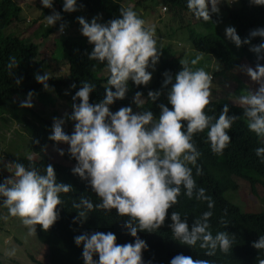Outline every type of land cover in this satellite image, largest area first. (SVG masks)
<instances>
[{
    "label": "clouds",
    "instance_id": "9594fccd",
    "mask_svg": "<svg viewBox=\"0 0 264 264\" xmlns=\"http://www.w3.org/2000/svg\"><path fill=\"white\" fill-rule=\"evenodd\" d=\"M53 2L54 0H39L42 8L52 10L51 14L44 16L50 27L62 21L61 13L53 9ZM236 2L237 0H185L188 12L202 22H210L215 17L214 14L219 15L220 8L227 10L225 16L228 17V7L232 8L229 5ZM122 3L125 6L124 0ZM249 3L264 6V0H249ZM160 4L164 11H169L166 3ZM78 7L83 5L78 6L77 0H62V12L72 13ZM76 20L80 25V34L92 45L87 54L88 60L106 66L107 86L104 87L103 99L90 103L89 94L96 86L82 82L71 97V112L60 118L53 117L48 139L68 145V155L76 162L71 172L84 181L86 187H90L99 198L95 208L106 212L114 209L118 217H126L123 226L133 237L131 243L118 244L116 235L112 232L87 231L75 236V245H82L83 264H152L151 260L146 262L143 259L142 254L148 250V245L137 233H154L164 225L166 217L170 220L168 228L172 239L180 245L189 248L198 245L205 250L206 256L215 255L217 249L228 253L234 243V235L226 231L213 235L209 230L208 221L213 215L211 209L214 201L205 195L204 188L196 186L190 165L195 167L197 176L201 175V169L196 163L200 152L193 143L194 134L207 129L210 150L214 154H221L231 141L228 130L237 117L229 115L227 105H224L215 118L204 111L209 104L212 75L202 67H189V64L195 66L201 57L197 55L191 61H185L174 76L167 71L162 73V87L166 89L167 105L171 107L164 103L158 104V117H154L150 110L133 112L131 106H123L112 112L110 106L114 101L124 99L129 80L137 86H146L150 82L152 71L160 57L155 29L147 25L131 7L120 8L118 18L104 23L98 22L99 16L90 21L78 16ZM65 27L66 24L61 22L58 32L62 34ZM224 37L237 48L249 45L252 38L260 37L261 42L250 46L249 51L256 54L257 61L264 59L261 55L264 53V27L251 30L242 40L234 27L227 26L224 28ZM6 67L14 84L19 86L23 77H16L12 71L17 67L16 58L9 57ZM238 70L255 82L258 88L254 92L247 91L232 101L243 109L248 130L264 144V65L256 63L254 68L242 65ZM33 75L43 90L51 91L47 72ZM160 95V91L147 93L148 100L152 102ZM33 96L34 93L29 91L19 107L32 108ZM143 102L142 94L137 91L133 103L138 108ZM65 117L73 123L70 134L63 131ZM56 151L61 156L65 154L62 149L57 148ZM254 151L260 162L264 163V146L257 147ZM4 164L8 170L5 159ZM12 165V175L0 181V207L7 209V216H0V219L19 218L27 227L29 235L36 232L37 225L41 230L47 231L59 218L57 206L62 204L60 194L68 193L72 186L57 182L50 164L45 166L43 174L35 168H25L19 162ZM181 188L184 196L206 201L209 209L194 219L191 226L179 212H168L177 203ZM262 188L264 189L263 186ZM250 191L254 194L252 186ZM72 207L79 209L73 223H83L94 205L81 196L79 202H74ZM240 236L242 237L241 234ZM251 246L264 250V235L259 236ZM14 251L9 250L8 255H13ZM169 264L211 262L177 254Z\"/></svg>",
    "mask_w": 264,
    "mask_h": 264
},
{
    "label": "trees",
    "instance_id": "16d2710c",
    "mask_svg": "<svg viewBox=\"0 0 264 264\" xmlns=\"http://www.w3.org/2000/svg\"><path fill=\"white\" fill-rule=\"evenodd\" d=\"M123 0H77V4L83 5L78 7V10L72 13H65L61 11L62 0H54L53 9L57 8L61 13L62 21L57 22L55 26H43L40 29L42 36L48 38L50 34L58 31L61 22L66 24V20L75 15L80 10L99 16L98 22L104 23L108 20L118 18L119 9L126 8ZM166 3L169 7L167 15L170 18H179L180 23L188 22L187 25H192L193 16L186 9L185 0H159ZM23 8L14 0H0V116L7 121V116L21 122L28 131L30 152H35L37 158H30L29 155H16L11 149L0 148V181L1 170L5 167L4 159L7 158L9 163L19 162L25 168H35L43 174L46 165H51L56 174V180L59 183L70 184L72 189L68 193H61V205H58L59 218L47 230H41L40 226H36L39 240L47 246L49 264H83L81 256L82 245L77 247L74 243V237L87 231L112 232L116 235V243L124 244L131 243V237L127 229L123 226V220L126 217H118L115 210L106 212L103 209L95 208V204L99 203V198L93 193L90 187H86L84 181L78 176L73 175L71 169L75 166V160L70 158L67 152L68 145L64 150L63 158L70 161L72 165H67L61 162H52L50 157L46 154L45 149L52 141L48 139L51 134L52 118H46L41 113L34 111L32 108H21L19 104L24 100L29 91L34 93L33 101L41 102L39 105L42 110L47 105L54 107L58 99L72 103V95L79 89L82 82L94 84L95 90L89 94V102L94 103L103 99L104 87L107 81L106 66L94 60H88V53L92 49V45L87 42V39L80 35H68V28L65 27L64 32L59 34V38L55 42V50L60 48L62 58L56 59L60 61L66 60L68 65L65 74H50L47 70L49 60L40 58V43L16 34L15 31H10L12 23L16 21H23ZM52 10L43 8L42 15L38 19L44 18ZM172 13V15H171ZM191 15L192 18H189ZM172 16V17H171ZM169 18V20H171ZM228 18L236 25L238 35L243 40L248 36V33L256 28L264 27V6L252 5L249 0H240L238 8L228 7ZM214 19V18H212ZM185 27V26H184ZM181 28H183L181 26ZM193 36V46L200 52L207 53V56L216 57L218 63L223 65V60L228 59V63L235 62L240 65L242 62H247L250 65L260 63L264 65V59L257 61L256 54L249 51L250 46L258 45L261 42L260 37L252 38L249 45H242L240 48L234 49L232 43L227 41L220 30H209L207 32L191 29ZM220 36V37H215ZM222 40L224 45L218 43L212 54L207 52L209 48V40ZM160 42L157 41V46L160 49ZM55 54V51H54ZM53 54V55H54ZM221 54V56H219ZM264 56V53L261 54ZM9 57H15L17 62L16 69H13L16 77H23L21 84L16 86L12 76L9 74V69L6 67ZM214 57V58H215ZM223 58V60L221 58ZM186 60L179 58L174 53L172 48L168 53L160 50V57L156 69V77L152 84L146 86H137L129 80L128 90L124 99L116 100L110 106V111L115 112L123 106H137L133 103V97L137 91L142 94L144 102L139 105L140 111H152L154 117H158V104L164 103L167 105L166 89L162 87L164 77L162 73L168 72L173 76L181 69V65ZM95 65V67H93ZM191 67V64H189ZM47 72L50 76L48 84L53 92L56 94V100L51 99L50 103L43 102L39 94H46L42 85L38 84L34 79V73ZM75 87H71V85ZM114 90V89H113ZM148 91H160L161 95L154 102L148 100ZM78 103V101H77ZM227 105L229 108V115L236 116L231 128L228 130L230 136L229 145L223 150L221 154H214L209 147L207 141V129L203 132L196 133L193 136V143L200 152V157L197 159V165L201 169V175H196L195 167H192L193 178L198 188L205 189V195H208L214 201V206L211 209L213 215L209 218V230L215 235L219 231H226L234 235V243L228 253H222L217 249L215 255L206 256L205 250L197 246L189 248L180 245L177 241L172 239L171 231L168 228L170 220L166 217L164 225L156 230L154 233L138 232L137 235L143 239L148 245V250L143 252V259L147 262L151 260L152 264H169V261L177 254L190 256L193 259L209 260L211 264H248L244 257L243 251L245 242L240 234L234 229L233 222L236 217L246 219L249 226L256 232L264 235V226L261 221L264 220V212H242L241 208L230 201L225 194L221 185V173L226 168H229L233 173L242 176L249 181L254 193L258 185L264 187V163L260 162L255 155L257 147L264 146L261 144L254 133L248 130L247 120L243 117V109L237 104L229 100L217 99L209 97V104L204 111L214 118L218 117L220 110ZM57 114L56 111H54ZM30 115H33L32 118ZM66 118V117H65ZM31 130V131H29ZM63 131L70 134L66 126L63 125ZM26 137V139H28ZM61 149V148H60ZM5 150V151H4ZM184 190L181 188V195L177 198V203L168 210L176 211L181 214L182 218L187 219L191 226L194 219H197L205 211H208L207 202L196 199H189L184 196ZM83 196L89 199L94 208L87 213V219L80 223L77 221L73 223V218L79 209L73 208L74 202H79V198ZM7 210L4 207H1ZM95 258V257H94Z\"/></svg>",
    "mask_w": 264,
    "mask_h": 264
},
{
    "label": "rangeland",
    "instance_id": "374dc122",
    "mask_svg": "<svg viewBox=\"0 0 264 264\" xmlns=\"http://www.w3.org/2000/svg\"><path fill=\"white\" fill-rule=\"evenodd\" d=\"M14 1L23 8L21 16L24 20L12 23L9 30L17 32L16 34H20L28 40L40 43L39 57L49 60L47 70L50 74H65L68 68L66 60L62 59L56 61L54 59L62 58L63 54L60 48L55 50V42L59 38L60 33L56 31L55 33L50 34L48 38L43 37L41 34L42 32L40 29L43 30V26L46 27L48 25L44 18L41 20L38 19L39 16L42 15L43 10L39 0ZM124 4L126 7H131L147 25L154 27L155 38L161 43V51L168 53L173 48L176 56L186 61H191L197 55L201 57L195 66L191 65V68L202 67L206 72L212 75L213 79L210 88V95L213 98L215 97L223 100L233 99V93H235L238 88L236 79L241 80L243 83L238 91L242 95L246 94L247 91L254 92L258 88V85L255 82H252L246 74L238 70L242 65H247L253 68L255 67L254 65H250L247 62H242V64L236 65L233 60L232 64H229L228 59L224 61L223 58L220 57L223 60L222 65L218 63L219 61L215 56V58L207 56V53L200 52L193 46L191 29H196L198 34L200 31L207 32L209 30H220L224 35V28L232 26L236 29L238 34L236 25L225 16V13L227 12L225 8L219 7V15L214 14L215 17L210 22L197 21V19L188 15L189 18H192L193 22L195 20L197 21L189 26L187 25V21L185 23H180L179 18L176 19L172 16V18H170V15H167L168 11L162 9L159 0H124ZM229 6L236 8L239 6V1L237 0L236 3L230 4ZM54 9L58 12L57 8ZM140 11H143V13L140 14ZM49 14H51V12ZM78 16L84 17L86 21H90L93 17H97L85 10H80L75 17L67 19L66 27L68 28V35L70 36L80 35V25L76 20V17ZM169 18L171 20H169ZM181 26L183 28H181ZM215 37L217 38L220 36L215 35ZM218 43L224 45V41L222 40L212 39L208 41L209 48L207 52L210 53V55H213L212 51ZM230 43L232 42L230 41ZM232 46L234 49H237L234 44H232ZM52 56H54V58ZM219 56H221V54ZM157 66L158 64L155 65L154 71L148 69L149 71H152V78L148 84L154 82L157 74ZM50 89L51 91H46L48 93L44 95L39 94L42 101L47 104L50 103V100L53 99V97L56 100L55 92H53L52 88ZM233 103L236 102L234 101ZM32 104V109L34 111L41 113V115L46 118L52 119L53 117L60 118L64 116L65 113H70L72 105V103L58 99L54 107L49 104L44 110H42V108L39 107V105L42 106L41 102L38 101L37 103L32 100ZM132 110L133 112L140 111L135 106H132ZM54 111H56L57 114H55ZM4 116H7L6 123L0 116V148L5 150L9 148L11 149L9 151H12L16 155L28 154L30 158L36 159L38 157L37 154H35V152H30L29 149L28 137H30V135L26 130V127L18 120L10 118L8 114ZM30 116L34 118L33 115ZM64 126L72 131L73 123L65 118ZM26 137L28 139H26ZM66 147V144L54 143L52 141L47 145L45 152L52 162H61L67 165H72L70 161L64 159L63 156L59 155L56 151L57 148L65 149ZM6 159L7 158H5V161L8 163L6 164L8 165V170L6 167L2 168V179L9 178L13 171V165L9 164ZM250 184L249 181L242 176L233 173L229 168H226L221 173V185L230 201L236 202L245 212H264V189L262 186L258 185L256 191L259 193L254 195L250 191ZM0 216H7V210L0 207ZM262 225L264 226V220L262 221ZM233 226L242 235V238L245 241V248L243 251L245 261L248 264H262V262H264V250H257L251 246L252 242L256 241L261 235L258 232H254L248 223L241 218H236ZM11 249L15 250L14 254L8 255V252ZM0 264H49L47 246L39 240L37 230L34 234L29 235L27 227L21 223L19 218L8 217L6 220L0 219Z\"/></svg>",
    "mask_w": 264,
    "mask_h": 264
},
{
    "label": "crops",
    "instance_id": "0c3cea01",
    "mask_svg": "<svg viewBox=\"0 0 264 264\" xmlns=\"http://www.w3.org/2000/svg\"><path fill=\"white\" fill-rule=\"evenodd\" d=\"M140 13H143V11H140ZM226 16H227V13H226ZM229 64H232V62H229ZM233 83V82H232ZM236 83L238 84V88L236 89V92H235V96H234V98H236L237 96H239V95H242L241 93H239L238 91L240 90V88H241V86L243 85V83H242V81L241 80H239V79H236ZM215 88H217V87H215ZM211 96V95H210ZM212 97V96H211ZM215 98V97H214ZM234 98L233 99H229L230 101H232V100H234ZM259 192H257V193H254V195H256V194H258Z\"/></svg>",
    "mask_w": 264,
    "mask_h": 264
}]
</instances>
